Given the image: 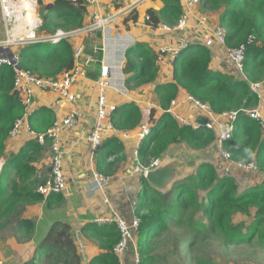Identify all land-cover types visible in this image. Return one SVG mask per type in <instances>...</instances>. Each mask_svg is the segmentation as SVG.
<instances>
[{"label": "trees", "instance_id": "trees-1", "mask_svg": "<svg viewBox=\"0 0 264 264\" xmlns=\"http://www.w3.org/2000/svg\"><path fill=\"white\" fill-rule=\"evenodd\" d=\"M41 5L40 32L53 34L57 29L73 30L82 27L86 12L84 0H50ZM120 7V0H111ZM158 9L148 8L150 19L146 25L156 28L162 21L174 25L182 16L180 0H161ZM203 5L220 9L219 25L226 30L225 45L237 48L245 45L242 65L243 76L224 73L210 68L211 52L200 42H191L178 54L174 64L173 79L156 85L159 106L157 116L150 110L151 136L141 144L140 160L150 162L162 158L169 146L184 143L194 150L208 148L215 133L206 128L193 129L181 125L166 110L180 88L195 99L207 103L215 113L248 108L257 100L250 83L264 80V0H201ZM138 13L124 18L126 25L136 21ZM38 32V31H37ZM36 32V33H37ZM249 37L252 41L248 42ZM23 46L18 52L20 65L41 77H55L73 65L72 45L62 40L50 51ZM156 52L146 42L137 41L125 51V85L133 88L153 82L157 76ZM14 71L9 65L0 66V157L5 154L6 140L23 108L18 95L12 92ZM51 108L42 106L30 116L29 123L35 132H44L53 122ZM113 126L122 131L135 129L142 120L139 106L124 102L110 114ZM232 159L257 165L258 174L264 176V136L259 124L248 115L240 113L234 123L230 139L223 143ZM41 150L36 139L28 140L15 154L6 157L0 172V231L10 230L11 235L25 241L32 240L35 222L24 216L27 207L40 203L34 180L33 156ZM127 150L118 136L105 138L96 148L97 172L113 175L122 162L127 161ZM141 190L134 213L141 222L134 235L140 264H219L207 257L199 243L215 236L226 246L255 244L264 252V182L240 189L234 175L219 174L209 161H203L187 177L175 181L169 190L153 189L144 176L140 177ZM60 194H52L61 202ZM237 216H249V222L238 221ZM82 232L90 231L99 242L101 253L88 264H119L113 248L119 240L115 223L97 225L89 222ZM198 235H201L197 238ZM68 222L54 220L35 246V255L21 264H81Z\"/></svg>", "mask_w": 264, "mask_h": 264}, {"label": "crops", "instance_id": "crops-1", "mask_svg": "<svg viewBox=\"0 0 264 264\" xmlns=\"http://www.w3.org/2000/svg\"><path fill=\"white\" fill-rule=\"evenodd\" d=\"M149 1H153L151 3V7L149 8L155 10H158L163 4L161 0ZM152 4L154 7H152ZM180 4H182L181 0ZM116 8L117 7L111 0H99L98 4L87 7V11L91 10L98 11L100 13H107L114 12ZM198 8V5L194 7V12L197 14ZM219 13L215 21H212L211 23L205 21V19H200L203 21L201 24H196L197 20H195L193 15H190L188 17V23L189 26H191V29L188 30L189 32L187 35L189 40L192 41L191 37H194L193 34L190 35L191 32L198 30L204 34V30L206 28H212L219 24ZM125 17L126 16L118 17L115 23L108 29V32L104 33L102 31H97L95 34L90 36L82 35L75 37L73 40L74 44L83 46L85 51L84 55L88 54L93 58H96V60L101 61L102 59V61H105L108 64L118 65L122 73V68L125 63V51L133 43L137 41L146 42L156 52L161 46L173 44L178 38L179 33L173 32V30L171 32H163L158 29H149L146 27V25L143 23V19H140V17H137L135 23H131L129 21L125 25L123 21ZM88 22L89 16L85 15L83 25L87 24ZM195 24L196 28H193ZM204 38L205 36H203L202 39L198 38L195 40L201 42L204 40ZM205 45L209 47L211 52L210 68L212 70H219L221 72L235 74L236 76L240 77L239 74L235 73V68L227 59L224 49L221 50V48L216 47V45L213 43L210 44V42H207ZM212 46L215 48H212ZM96 48L98 49L97 51ZM80 60L82 61V58H80ZM174 64L175 61L172 62L168 59V57L165 58L164 62L157 63L158 72L155 80L153 82H146L139 86L137 90L140 92L132 90L133 92L130 93V89H128L126 92H120L116 88H111L107 91L108 100L110 103L114 104L115 107L124 102H135L141 109L142 120L135 129L124 131L127 134L126 138L123 137L124 135L122 134L118 136L127 150V161L122 162L116 172L113 175L107 177L106 183L101 188L96 185L93 178V173L97 171V166L95 154L92 153L91 143L87 138L88 132L94 122L95 111L97 107V90L95 78L99 72V62L96 65L92 63L86 67V75L84 77H79L73 83L72 92L75 94V101L73 103L62 102L56 105L55 100L57 95L55 93L38 89L35 90V110L42 106L51 108L53 111L54 120H56L64 117L72 107H76L79 113V118L78 122L73 127L65 129L60 137L63 153L64 177L66 182L65 191L59 195L62 198V201L60 202L58 198L56 200V196H53L49 199L48 204L46 203V199L38 203L42 205V208L43 206L44 208L46 207V210H42V214L37 216V226L33 239L29 241L18 239L21 242L18 243L13 238V235L8 234L5 238V244L7 247L12 248V245L14 244L16 248L19 249L24 245V248L27 249L25 251L26 254L31 252V259L35 255L34 247L39 241L38 238L41 239L44 236L48 226L52 221L61 220L68 222L72 227L74 242L77 246L78 252L82 256L81 264H88L91 258L101 253L102 250L100 249L99 242L95 238L94 234L90 231L82 232L81 228L84 224L89 222H94L97 225L115 223L114 219L116 217L125 219L127 222H129L135 215L134 208L141 190V175L140 173L134 171L135 164L132 155V148L139 141L138 133L140 131L141 124L148 123L150 127L153 126V123L150 122V110L152 108L156 109L157 116L163 111V109L159 106L158 97L156 101L157 104L152 102L154 104L149 108L150 110L143 109V103L146 101L144 100L143 102L140 99L142 97L146 98L145 95H142V93L146 91V88L152 89V87L156 86V83L164 84L173 79ZM123 76L125 79V74H123ZM120 80L121 79L118 78L115 85L120 87ZM258 83L261 86V97L257 98L256 102L250 105L247 109L259 108L260 110L264 111V80ZM124 86L127 88L125 82ZM133 93H135V95ZM188 95L189 94L184 89L180 88L178 90V94L174 98V101L177 103V105L174 106V111L189 121L197 120L198 117L201 116L200 111L187 100ZM262 135L264 136V131H262ZM148 136L142 140L141 143H144ZM30 139H33V137L28 136L27 133L15 137H9L6 140L5 150L14 149L16 152H18L19 149ZM177 146L181 147L178 148ZM177 153L191 154L196 157L195 166L191 168H185L180 179H183L191 174L199 163L203 161H209L214 165V163L219 159V155L215 149L214 141L208 148L203 150L191 149L184 143L172 144L169 146L168 150L161 159L166 157L173 158ZM1 158L4 159V156L0 157V159ZM238 176L247 179L246 181L249 184L245 187H248L252 184L258 183L259 181L257 180H259L260 175L257 173L236 172V179ZM243 181L245 182V180ZM245 187L243 186L242 188ZM103 218L113 220L111 222H97L98 219ZM5 239L0 241V246ZM134 245L137 247V238L135 235ZM12 254L13 251H6L5 248L0 250V259L3 260V264H15L16 261ZM25 261L28 260L23 259V262ZM124 263L132 264V251L130 249L125 253Z\"/></svg>", "mask_w": 264, "mask_h": 264}, {"label": "built area", "instance_id": "built-area-1", "mask_svg": "<svg viewBox=\"0 0 264 264\" xmlns=\"http://www.w3.org/2000/svg\"><path fill=\"white\" fill-rule=\"evenodd\" d=\"M33 4H37V0H29ZM149 0H133L126 4V6L117 7L114 12L100 13L98 11H87V7L98 4L99 0H84L86 6L85 15L89 16V22L82 27L73 30L57 29L53 34L37 35L36 29L41 25V18L36 16L34 24L27 12L28 4L15 5L14 0H0V7L3 14V19L6 24H10L5 28V39H0V66L9 65L14 71L12 92L18 95L23 113L22 116L15 120L12 129L8 134L9 137L23 135L36 139L38 144L42 147L49 145L50 150V171L48 175L36 186L35 191L40 194L44 199L52 194H61L66 189V182L63 169V153L60 143L62 132L73 127L79 118V113L76 107H72L69 112L61 119L53 120L51 125L44 132H35L32 130L29 118L35 111L34 96L35 90L51 91L57 95L55 104L58 105L62 102L75 101V94L72 92L73 83L79 78L86 75L85 68L94 63L99 62V72L95 78V85L97 90V107L95 111L94 122L88 132L87 138L91 143L92 153L95 154L96 148L101 142L110 136L127 134L115 128L110 120V114L115 109V105L110 103L107 97V91L111 88H116L120 92H124L122 88L124 84V76L118 65H111L105 61L96 60L92 56L86 54L82 45H75L73 40L78 36H90L97 31L108 32V29L115 23L116 19L120 16H127L135 12L138 13V7L142 2ZM182 1V16L178 19L177 23L173 26L167 24H159L156 28H151L146 25V21L150 19V15L145 11L143 13V23L149 29L161 30L163 32H177L179 33L176 42L161 46L156 51V62H164L165 58L174 62L179 53L187 48L191 40L187 37L188 30L191 29L188 23V17L193 15L198 24L203 21L197 18V13L194 12V7L199 4V0H181ZM16 2V0H15ZM115 5V4H114ZM37 10V5H36ZM194 12V13H193ZM131 23L136 21L130 20ZM32 32V36H28L27 32ZM210 31L217 44L224 47L227 59L232 63L243 76V61L245 57V45H240L237 48H227L226 30L219 24L210 28ZM249 37L248 42L252 41ZM62 40H69L72 45L73 51V65L69 69L62 70L55 77H41L29 69H25L20 65V58L16 48L12 45L24 43H51L57 44ZM98 49L96 48V51ZM82 58V61L80 60ZM120 78V87L115 85L116 81ZM251 90L255 93L257 98L261 97L260 84L258 82L250 84ZM187 100L191 102L200 111V117L205 118V123L201 124L198 119L189 121L174 111V106L177 103L174 99L170 103V107L166 110L169 112L179 124L190 126L193 129L206 128L213 130L215 133L214 145L218 153L219 159L214 163V166L219 174L238 173H258L255 161L251 160L247 163L236 161L232 159L230 153L223 149V143L231 138L233 133L234 123L240 113L248 115L251 119L255 120L262 131H264V111L259 108L247 109L241 108L230 111H222L215 113L207 103H203L191 95L187 96ZM151 132V127L148 123L141 124L138 133L139 141L132 148V155L134 159V171L140 173L141 176L146 175L149 170L157 167L161 158L152 159L147 165H144L140 160L141 141L144 140ZM0 164V171L2 169ZM93 178L98 187H102L107 177L95 171ZM113 219L103 218L98 219V223L111 222ZM119 229V240L115 244L113 251L119 256V264H124L125 253L127 250L132 251V264H140V256L137 252V247L134 245V232L137 230L141 219L134 215L129 222L125 219L116 217L114 219ZM134 245V247H130ZM130 247V248H129Z\"/></svg>", "mask_w": 264, "mask_h": 264}, {"label": "rangeland", "instance_id": "rangeland-1", "mask_svg": "<svg viewBox=\"0 0 264 264\" xmlns=\"http://www.w3.org/2000/svg\"><path fill=\"white\" fill-rule=\"evenodd\" d=\"M42 1H43V4H45V3L49 2L50 0H42ZM131 1H133V0H120L119 3L121 4V6L124 7V6H126L127 3L131 2ZM152 2L145 1V2H142L140 4V6L138 7V10H139L138 11V14H139L138 17H140V19H143L142 18L143 13L146 11L147 8L151 7ZM36 3H37L36 4L37 10L35 11L34 17L36 18V16L38 15L40 18L39 13H40L41 5L38 4V1H36ZM198 6H199V8H198L197 18L205 19V21H207L209 23H211L212 21H215L218 13L220 12V9L219 10H217V9L213 10L212 8H210V6L203 5L201 0H199ZM152 7H154L153 4H152ZM162 23L167 24L169 26H173V25H170L169 23H167L165 21H162ZM196 24H198L197 21H196ZM196 24L193 26V28H196ZM7 25L8 24H6V21L3 19V14L1 11V7H0V39H5V33L4 32H5V28ZM40 26L41 25H39L36 29V32L38 31L37 35H41V34L45 35V33L40 32V29H41ZM8 27L10 28L11 25L9 24ZM192 34L194 35V37H191L192 41L195 39H198V38L202 39V37L205 36L204 40H202L201 42L196 41V40H195V42H200V43H205V44L207 42H210V44L213 43L214 45H216V47L221 48V50L224 49L223 46H220L219 44L216 43V41H215L211 31H210V28H206L204 30V34L199 32L198 30H195L194 32L190 33V35H192ZM205 39H207V40H205ZM66 41H68L71 44V42L69 40H66ZM33 44H37V43L27 44V43L21 42V43L12 45V47L16 48L15 50L17 52H19L20 48H22L23 46L25 47V46L33 45ZM39 44H42V43H39ZM54 45H58V43L57 44L48 43L47 46L36 45V46L31 47V50L33 48H37V49H39V51H41V50L50 51V49ZM212 48H215V47L212 46ZM97 63L98 62L95 61L93 64L96 65ZM235 71H236L235 72L236 74H239L242 77V74L237 69H235ZM141 85H143V84L141 83L140 85H137V86L133 85L132 86L133 88H128V87L126 88L123 84L122 88H124L123 89L124 92H126L128 89H130V93H132L133 91L140 92L139 90H137V88H139V86H141ZM156 85H160V84L156 83ZM133 94L135 95V93H133ZM142 95H145L146 98L142 97L140 100L143 102L145 100L147 103H149V104H147L146 102H145L146 104L143 103V109L150 110L149 108L152 107L154 104L152 102H155V104H157L156 101H157L158 94L155 91V87H152V89L146 88V91L143 92ZM177 147L180 148L181 146H177ZM15 153H16V151L14 149L5 150V154L3 155L4 159H2V158L0 159V164L4 165L6 157L10 154H15ZM32 158H33V160L31 161V163L33 164V166L35 168L34 180L37 183L36 184V186H37L48 175V173L50 171V153H49L48 145L41 147V150L38 153H36V155H34ZM141 162L144 165L148 164V162L146 163V161H144V162L141 161ZM218 172L221 173L220 170H218ZM235 175H236V173H235ZM236 180H237V183H238L240 188H242L243 186L245 187L249 184L246 181L247 179L239 177V176L237 177ZM243 180H245V182ZM257 181H259L258 183L264 182V177L262 175H260L259 180H257ZM257 181H255V182H257ZM243 182L245 185L243 184ZM255 184H257V183H255ZM255 184H252V185H255ZM42 210L45 211L46 207L44 208V206H43V208H42L41 204L37 203L34 205H30L27 207V210L24 213V216L33 220L35 222V225L37 226V216L39 214H42ZM236 219L238 221L249 222L251 218L249 216H237ZM8 234H11L10 230H8V229L0 231V241L5 239ZM200 236L201 235H198L197 238ZM13 238L16 240V242L21 243L17 239V237H13ZM133 238H134V235H133ZM21 240H24V239H21ZM38 240H40V238H38ZM5 243H6V239L1 244L0 250L5 248L6 251H8V250L13 251L12 256L16 261L15 264H21L23 262V259H26V260L30 259L31 252L26 254L25 251L27 249L24 248V245L22 247H20L19 249H17L14 244L12 245V248H9V247H7V245ZM131 246L134 247V245H131ZM201 248L203 249V251L205 252L207 257H209L210 259H213L214 261H216L219 264H264V252L261 251V249H259L255 244H247L246 243V244H240V245H234V246H226V245H224V242L222 240H220L219 238H217L215 236H211V237L205 238L202 242L199 243L198 253L199 252L202 253ZM34 249H35V247H34ZM0 264H3V260H1V259H0Z\"/></svg>", "mask_w": 264, "mask_h": 264}, {"label": "water", "instance_id": "water-1", "mask_svg": "<svg viewBox=\"0 0 264 264\" xmlns=\"http://www.w3.org/2000/svg\"><path fill=\"white\" fill-rule=\"evenodd\" d=\"M201 124L205 123L204 117H198ZM196 157L191 154L177 153L173 158H164L160 164L152 170H149L145 179L155 190L165 192L170 189L175 181L180 180L181 174L185 168L195 166Z\"/></svg>", "mask_w": 264, "mask_h": 264}, {"label": "bare ground", "instance_id": "bare-ground-1", "mask_svg": "<svg viewBox=\"0 0 264 264\" xmlns=\"http://www.w3.org/2000/svg\"><path fill=\"white\" fill-rule=\"evenodd\" d=\"M14 3H16L15 5H19V4H28L27 6V12H28V15L30 16L31 18V22L34 24L36 18L34 17L35 16V11H36V5L33 4L32 2H30L29 0H16V2L14 1ZM27 35L28 36H32V32L28 31L27 32ZM151 133L149 134L148 138L151 136ZM147 138V139H148ZM146 139V140H147ZM145 140V141H146Z\"/></svg>", "mask_w": 264, "mask_h": 264}]
</instances>
